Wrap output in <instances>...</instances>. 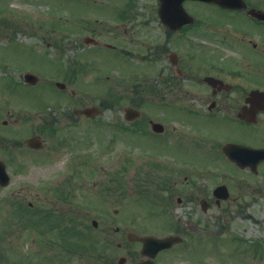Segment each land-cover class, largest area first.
<instances>
[{
  "label": "rangeland",
  "instance_id": "374dc122",
  "mask_svg": "<svg viewBox=\"0 0 264 264\" xmlns=\"http://www.w3.org/2000/svg\"><path fill=\"white\" fill-rule=\"evenodd\" d=\"M105 1L107 3L104 6H98L92 0H0V157L8 162L12 177L10 186L0 189V257L3 256L0 264H61L60 256H65L63 259L66 260L70 255L67 247L80 251L73 255V263L81 264L82 260L77 261L79 257L84 258L85 262L90 259L86 254L92 248L102 252V248H107L108 243L112 244L110 247L117 264L118 258L130 249L126 232L165 236L182 231L180 226L189 217L185 208L176 207L177 198L180 194L188 196L191 189L197 201L191 204H195L197 208L196 214L191 218L198 227L194 231L183 229L185 232L181 234L186 241L181 246L178 245V249L174 248L161 263L264 264V165L258 176H255L250 174L249 169L239 172L225 156L214 149L205 146L183 148L180 146L182 143L168 146L161 144L165 142L148 139L147 145L152 149L170 153L167 154L168 158L161 157L159 160H171L174 163L170 174L167 169L154 171L162 178L161 188L171 184V190H174L172 194L168 191L162 194L166 196L163 198L160 188L153 185L157 180L150 177L153 171L140 163L143 160V157L139 160L140 149L133 145L127 146L123 131L108 125L110 115L122 116L123 109L120 106L114 112L106 111L105 116L100 119L104 125L60 128L65 135H73L67 138L76 137L85 147L88 145L86 148L90 146L89 151L78 143L72 149L62 146V149L52 152L49 147H45L38 153H29L25 148L20 150L14 146L16 139L22 140V136L41 123V119L37 118L38 114L48 112V106L44 105L50 102V98L59 99L61 96L51 86L28 89L17 83L19 78L16 74L25 70L53 73L52 66H57L52 61L57 54L54 42L60 41L67 59L75 60L80 43L78 34L71 30L76 26V19L87 18L94 13L107 17L114 10L108 5L110 1L117 5L123 2ZM49 17L50 22L69 28L66 37L61 35V29H57V32L49 30L50 26L46 23L45 28L38 27L39 24L42 25V21L48 22ZM211 17L216 21L222 19L218 13L211 14ZM235 19L225 16L217 25L227 22L236 24ZM35 26L38 29L44 28L40 41ZM15 29L19 32L14 34L12 30ZM200 35L198 30L191 33L194 40H199L196 38ZM256 36L261 39L258 34ZM47 43H52L54 47L47 50ZM83 55L87 56V52ZM89 57L91 61L80 75V88L95 100L106 96L108 92L104 78L97 77L96 72L114 74L124 71L126 61L106 49L91 50ZM257 83L259 82L253 83V79H249L242 85L250 89ZM85 97L80 93V104H88ZM75 103L66 100L59 108L66 110L63 113L69 112ZM194 120L196 125L207 132L202 136H210L212 130V138L221 139L222 145L231 140L264 142V132L243 128L244 126L234 121L215 122V127L214 121L210 123L211 120ZM5 121L8 122L6 125ZM76 128L83 132L76 131ZM126 150H131L134 157L129 170L120 167L124 163L123 152ZM144 154L145 150L143 156ZM173 158L182 159L185 164H181V161L175 163ZM78 159L91 161L94 168L88 169L80 179L74 167L71 168ZM146 161L152 162L150 159ZM160 164L165 163L161 161ZM171 174V180L167 181ZM145 180L149 181V185L145 184ZM166 182L170 184L166 185ZM224 184L232 190V197L218 206L216 199L211 196V190ZM65 187L68 201L58 195ZM203 197L208 198L212 204L206 214L202 213L199 206ZM15 199L21 200L24 206L31 202L34 207L29 210L34 209V213L51 217H37L28 211L22 215L18 212V207L14 206ZM75 201L77 203L72 205ZM93 219L99 222L98 229L92 227ZM57 227L63 230L62 234L57 232ZM72 227H77L89 237L84 235L83 238L81 234H76ZM67 241H70V245H67ZM49 242L58 248H48ZM95 242L96 245L93 246ZM120 243L122 248L118 246ZM26 244L29 245L28 248ZM11 246L14 247L10 248ZM138 247L136 244L132 245V249ZM50 251L56 253L51 259ZM69 259L65 264L72 263L71 257Z\"/></svg>",
  "mask_w": 264,
  "mask_h": 264
},
{
  "label": "flooded vegetation",
  "instance_id": "af4514ba",
  "mask_svg": "<svg viewBox=\"0 0 264 264\" xmlns=\"http://www.w3.org/2000/svg\"><path fill=\"white\" fill-rule=\"evenodd\" d=\"M120 1L123 2H120L119 5L114 1L109 2L108 5L112 6L114 10L110 11L107 17L96 13L97 16L93 17L92 22L81 23L84 31L87 32L85 35L90 34L91 36L90 38L84 37L81 41L82 45L92 44L84 46L85 48L82 47L83 51L87 52V56L83 54L78 56L77 67L74 70L69 69L63 62L61 64L60 56L63 49L59 42L56 44L55 51L58 58L54 57L53 60L57 66H52L53 73L30 71L37 73L40 79L35 84L29 85L25 83L22 75L20 82L27 88L51 86L56 91H63L68 100L80 104L77 96L83 90L79 89L82 87L80 75L83 74L84 67L91 61L89 51L106 49L115 56L123 57L126 61L124 71L114 74L112 72L108 74L96 72L97 77H103V82L107 85L106 96L95 100L91 98L87 101V105L80 104V106L84 108L97 103L103 106L105 104L117 106L126 104L129 108L138 111L130 113L127 119L123 114L124 141L127 146L133 145L140 149L141 159L143 157L144 160H141L140 163L151 168L153 172L150 173V177L156 179L158 185L161 184L160 179L162 180V178L154 171L167 169L170 174L174 163L171 160L166 162L159 160L161 157L168 158L167 154L170 153H160L152 149L147 145L148 139L165 142L161 144L168 146L182 143L180 146L183 148L205 146L221 153L222 140L217 137L212 138L214 133L212 130L210 136H202L207 132L196 125L194 119L211 120L210 123L214 121L215 127V122L234 121L242 127L244 126L243 128L264 132V101L249 100L254 90L264 91V21L248 15L250 8L264 11V0H245L247 8L239 11H228L207 2L185 1L184 6L189 13L195 15V22L185 23L180 28L176 26L179 20L174 21L172 12H168V14L173 20L165 14L161 15L165 7L161 0ZM97 2L98 6H104L107 3L105 0ZM149 9L151 13H149ZM168 11H170L169 8ZM213 13H218L222 19L216 21L211 17ZM225 16L236 18L237 23L227 22L222 23L221 26L217 25L221 20L223 21ZM171 23L175 25L171 26ZM193 30H198L201 34L199 38H196L199 40H194L191 36ZM256 34L261 39L256 38ZM27 71L29 70H25L23 74ZM249 79H253V83L256 81L259 83L246 89L242 84ZM59 83L64 84L65 88L60 89ZM70 86L78 87L79 92L71 89ZM69 89L71 90L68 91ZM252 107L258 110L255 124L247 123L243 120L244 116L241 117L245 109L253 112L250 109ZM77 114L75 119L72 114L67 115V112L63 113L62 111L40 113L37 117L41 119L38 127L31 129L21 141H17L21 145H25V151L29 153L42 151L44 147H49L52 152L62 149V146L72 149L77 143L84 150L89 151L90 146L86 148L88 145L85 147L82 141L77 140L76 137L75 139L67 138L73 137V135H65L60 130V121L62 124L64 119L65 124L79 125L81 128H83L82 125L89 127L88 124H95L94 119L86 118L79 112ZM101 115L105 116L103 113ZM110 117L113 120L120 118L115 114ZM76 131L83 132L78 128ZM63 135L65 136L63 137ZM32 138H38L43 142L41 150L28 147V142ZM231 142L264 148V142L255 143L240 140H231ZM110 143L108 144L110 145ZM123 153L125 154L123 156L124 163L120 167L123 170H129L133 164V154L131 150H126ZM146 159H150L152 162H147ZM173 160L175 163L180 161L185 163L182 159L173 158ZM161 161L165 164H160ZM90 162L86 159H82V161L78 159L76 165L71 166L77 170L78 178L84 175L83 171L93 169ZM263 165L264 162L259 166ZM171 178L172 174L167 181H170ZM148 182L145 180V183ZM165 189L170 194L173 193L171 184ZM160 191H163V188ZM65 192L66 187L60 190L62 196L65 195ZM189 192L188 196L180 194L177 199V203L185 208V213L189 217V219L185 218L186 223L183 224L187 230L198 227L191 218L197 210L196 205L191 206V204L197 201L192 189ZM202 199L199 201V206L202 213L206 214L207 210L204 211L202 207V202L205 200ZM20 201L16 200L17 209L22 207ZM207 204L208 210H210L212 204L211 202ZM29 205L33 206L34 204L30 202ZM127 244L130 245V249L128 248L124 257L118 261L119 264H140L150 260L152 255H155L153 260L158 264L170 251L156 253L154 249H144L142 244L137 243L136 245L139 247L134 249H132L131 241H127ZM110 245L112 244L108 243L107 248L106 246L102 248L103 251L100 250L102 252H98L96 249L91 251L90 259L85 262L83 260L81 264H115V257ZM121 247L119 244V248Z\"/></svg>",
  "mask_w": 264,
  "mask_h": 264
},
{
  "label": "water",
  "instance_id": "95a60500",
  "mask_svg": "<svg viewBox=\"0 0 264 264\" xmlns=\"http://www.w3.org/2000/svg\"><path fill=\"white\" fill-rule=\"evenodd\" d=\"M165 1V0H163ZM183 0H173V4H176V7L179 6L181 4ZM217 2H220L222 3L223 0H215ZM172 4V5H173ZM179 10L175 11V13H177ZM167 15V14H166ZM178 14H173V16H176ZM179 16V15H178ZM171 19V17H170ZM230 147V146H229ZM228 147V148H229ZM238 161V160H237ZM240 163V165H245V164H250V162H241V161H238ZM7 173L5 171V165H3L1 162H0V184H6L7 183ZM141 240H143L145 243H147L148 241L151 242L152 240L150 238H140ZM177 239L176 238H168L166 240H153L158 246H167V245H171L174 241H176Z\"/></svg>",
  "mask_w": 264,
  "mask_h": 264
}]
</instances>
